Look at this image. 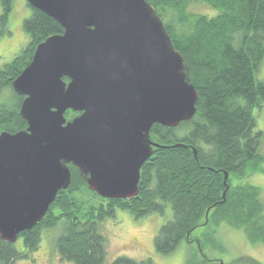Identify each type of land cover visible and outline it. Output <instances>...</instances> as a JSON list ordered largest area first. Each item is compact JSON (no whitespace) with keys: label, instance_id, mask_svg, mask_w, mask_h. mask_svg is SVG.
I'll list each match as a JSON object with an SVG mask.
<instances>
[{"label":"water","instance_id":"95a60500","mask_svg":"<svg viewBox=\"0 0 264 264\" xmlns=\"http://www.w3.org/2000/svg\"><path fill=\"white\" fill-rule=\"evenodd\" d=\"M25 1L63 32L42 40L10 84L23 96L26 128L0 132L6 243L38 225L67 190L69 164L100 198L133 199L153 148L184 147L153 141L151 127L177 128L193 117L197 100L189 66L147 0ZM66 110L80 113L67 120Z\"/></svg>","mask_w":264,"mask_h":264},{"label":"trees","instance_id":"16d2710c","mask_svg":"<svg viewBox=\"0 0 264 264\" xmlns=\"http://www.w3.org/2000/svg\"><path fill=\"white\" fill-rule=\"evenodd\" d=\"M13 1L0 0V36L5 34ZM147 2L161 17L173 46L189 66L197 90L193 117L177 128L154 124L150 137L160 145L184 147L153 148L152 156L140 169L138 193L133 199H106L93 193L104 203L87 211L70 196L86 184L69 164L72 180L67 190L58 191L38 225L20 233L24 249L0 239V264L27 259L38 249L42 232L54 228L60 220L64 226L56 240L60 259L73 264H105L106 239L99 230L103 221L118 210H128L135 218L162 214L167 205L173 218L162 224L154 237V249L159 253L173 251L202 221V225H208L218 217L245 226L247 234L264 241V230L256 222L262 204L258 188L234 182L235 178L241 181L244 174L264 171V157L258 149L264 133L253 117V109L264 104V80H257L255 74L264 59V0ZM199 2L212 13H193L192 4ZM26 5L31 14L24 20L23 29L30 42L0 68V93L9 88L18 97L17 107L0 103V132L26 128L19 115L23 96L15 94L10 84L29 64L42 40L63 32L55 19ZM64 114L67 119L68 113ZM192 149L197 151L196 157ZM224 173H228L227 184L223 182ZM110 262L153 264L150 259L134 261L126 256Z\"/></svg>","mask_w":264,"mask_h":264},{"label":"rangeland","instance_id":"374dc122","mask_svg":"<svg viewBox=\"0 0 264 264\" xmlns=\"http://www.w3.org/2000/svg\"><path fill=\"white\" fill-rule=\"evenodd\" d=\"M26 3L25 0L13 1L5 34L0 36V68L19 55L30 42L27 32L23 29L24 20L31 14V9ZM190 10L207 15L212 13L202 2L193 3ZM255 74L257 80H264V59ZM17 99L9 88L0 93V103L3 105L17 107ZM253 117L256 127L264 133V104L253 109ZM258 149L259 154L264 157V139ZM234 182L258 188V201L262 204L256 222L264 230V171L244 174L241 181L235 178ZM70 196L80 203L85 211L104 203L86 187L70 192ZM172 218V210L168 205L162 214L154 212L139 218L132 216L128 210H118L114 217L103 221L99 226L106 239L108 254L105 264H110L117 256H126L134 261L150 259L153 264H254L253 260L264 264V241H256V236L247 234L245 226L229 223L219 217L211 220L208 225H202V221L198 228L189 234L188 240L179 241L173 251L167 254L159 253L154 249V237L159 227ZM63 228L60 220L54 228L43 231L38 249L30 253L27 259H18L15 264H73L60 259L57 253L56 240ZM14 244L19 250L24 249L21 237H18Z\"/></svg>","mask_w":264,"mask_h":264},{"label":"flooded vegetation","instance_id":"af4514ba","mask_svg":"<svg viewBox=\"0 0 264 264\" xmlns=\"http://www.w3.org/2000/svg\"><path fill=\"white\" fill-rule=\"evenodd\" d=\"M65 81H68V80H65ZM66 113H68V115H69V116H67V120H71L74 117H76V115H79L80 112H78V111L73 112L72 110H66Z\"/></svg>","mask_w":264,"mask_h":264}]
</instances>
